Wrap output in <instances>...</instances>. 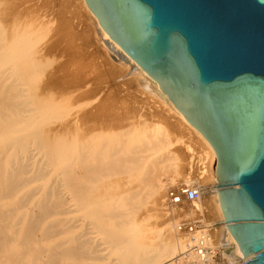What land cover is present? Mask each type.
I'll list each match as a JSON object with an SVG mask.
<instances>
[{"label": "bare ground", "instance_id": "6f19581e", "mask_svg": "<svg viewBox=\"0 0 264 264\" xmlns=\"http://www.w3.org/2000/svg\"><path fill=\"white\" fill-rule=\"evenodd\" d=\"M110 54L125 61L117 66L128 81L119 82ZM152 118L168 126L149 125ZM179 147L189 161L178 187L202 191L198 202H183L190 211L169 205ZM215 162L208 141L84 0H0V264H93L107 256L112 264H172L187 245L177 221L200 212L237 259ZM167 170L174 175L164 179ZM138 171L144 178L133 185ZM164 207L176 221L144 225L142 210Z\"/></svg>", "mask_w": 264, "mask_h": 264}, {"label": "water", "instance_id": "95a60500", "mask_svg": "<svg viewBox=\"0 0 264 264\" xmlns=\"http://www.w3.org/2000/svg\"><path fill=\"white\" fill-rule=\"evenodd\" d=\"M211 145L244 264H264V0H84Z\"/></svg>", "mask_w": 264, "mask_h": 264}, {"label": "built area", "instance_id": "2783aa9c", "mask_svg": "<svg viewBox=\"0 0 264 264\" xmlns=\"http://www.w3.org/2000/svg\"><path fill=\"white\" fill-rule=\"evenodd\" d=\"M201 189L195 186L180 187L169 191V205H183L198 202ZM176 233L187 242L186 248L172 264H244L242 256L233 259L230 249L218 242L214 225L201 212L194 218L182 219L176 223Z\"/></svg>", "mask_w": 264, "mask_h": 264}, {"label": "rangeland", "instance_id": "374dc122", "mask_svg": "<svg viewBox=\"0 0 264 264\" xmlns=\"http://www.w3.org/2000/svg\"><path fill=\"white\" fill-rule=\"evenodd\" d=\"M108 58V60H109V63H108V65L110 66V68L111 69H113L114 70V68H115V70L117 69V71H118V69H120V70H122V68H120V67H118L117 66V64L119 65V63H122L123 62V64H124V60H122V62L121 61H119V58L118 57H116V55H113V54H110L109 55V57H107ZM105 60H107V59H105ZM117 60V61H116ZM108 62V61H107ZM119 62V63H118ZM113 65H115V67L113 66ZM113 66V67H112ZM117 67V68H116ZM126 71V69L124 68L123 70H122V72L121 71H118V73H117V76H118V78L120 77V76H122V77H120V78H122V80H120V78H119V82L121 81V82H124L125 80H124V78L125 79H127V81L131 78V75H130V77H128L129 76V74H125V71ZM116 71V72H117ZM123 71H124V74H123ZM121 72V73H120ZM120 73V74H119ZM127 73V72H126ZM125 75V76H124ZM128 75V76H127ZM128 78H127V77ZM117 78V79H118ZM124 80V81H123ZM126 82V81H125ZM155 107V106H154ZM156 110L158 109V110H160L159 112H162L161 110L162 109H160V108H155ZM150 111H153V109H151ZM166 114V113H165ZM149 121V125L150 124H155V123H157V122H159V124L161 123V125L163 126H165L166 124L162 121V120H160V119H149L148 120ZM170 121H173V120H170ZM161 126V127H162ZM163 126V127H164ZM168 125H166V127H167ZM166 127H165V129H166ZM169 129V130H168ZM166 131V130H165ZM166 132H169L170 133V126H169V128H167V131ZM179 137L178 136H174L173 134L171 135V139L173 140V142H174V146H173V148H176V147H178L179 145H177V139H178ZM183 148L182 147H179V149H176L175 151H176V158H177V168H178V170H179V175L178 176H173V181H174V183L173 184H171V185H168V189H167V193L169 192V191H173V190H175V189H178L179 187H178V185H180V184H183V181H184V179H185V177H186V174H187V165H188V161H189V158L187 157V155H185L186 153L182 150ZM188 156H190L192 159H194L195 158V155H188ZM179 166V167H178ZM141 171H138L135 175H134V177H139V178H134L133 177V182H132V184L134 185V183L135 182H137L135 185H137L143 178H144V174L141 172ZM170 172V171H169ZM168 172V170L165 172V174H164V176H163V178L165 179L167 176H169V175H174V173L173 174H171V173H169ZM138 173H140V175L138 174ZM185 187V186H184ZM181 206V205H180ZM182 207H183V209L182 210H188V211H190L192 208L190 207V206H188L187 204H183L182 205ZM164 211H159V210H157V209H155V208H148L147 210H142L143 211V213H142V215L144 214V217L146 216V215H148V216H146L147 218H144V225L145 226H147V227H151V228H156V229H160V228H162V227H164V224L166 223V222H168L169 223V221H170V223L171 222H173V221H176V220H174V219H169L170 217H169V215H168V212L166 211L165 212V207H164V209H163ZM166 213V214H165ZM102 253V256L103 255H105L106 256V253L105 252H101ZM110 256H107V257H105L104 259H101L100 258V260H97V261H94L93 262V264H103V263H110V264H112L114 261V258L112 259V257L113 256H111V258H109ZM174 258H175V256H174ZM173 258V259H174ZM172 259V260H173Z\"/></svg>", "mask_w": 264, "mask_h": 264}]
</instances>
